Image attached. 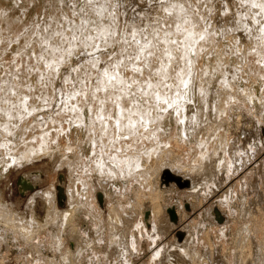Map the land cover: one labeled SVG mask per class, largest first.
I'll use <instances>...</instances> for the list:
<instances>
[{
    "label": "bare ground",
    "instance_id": "bare-ground-1",
    "mask_svg": "<svg viewBox=\"0 0 264 264\" xmlns=\"http://www.w3.org/2000/svg\"><path fill=\"white\" fill-rule=\"evenodd\" d=\"M8 1L0 0L2 23L13 12L12 7L6 6ZM131 1L44 0L46 7L52 9L47 20L35 21L36 24L30 20L24 26L23 13L28 8L23 6L22 16L13 17L23 26L19 25L11 35L1 36L9 45L16 43L18 52L6 57L8 69L0 62V178L11 168L42 156L50 158L58 152L60 158L54 165L49 188L42 192L47 208L45 220L40 222L33 215L29 219L20 216L15 209L4 206L0 196V226L8 228L4 232L12 228L13 238L38 254L40 245L36 244V236L39 240L43 237L42 242L47 238L48 248L61 254L60 263L79 264L83 249L95 246L97 239L98 246L103 241L106 255H111L117 249L114 247L125 241V233L129 235L132 221L141 235L146 226V202L152 209L154 229L159 230L164 225L163 213L167 211L165 199L174 193L167 187V181L179 188L187 187V199L201 203V198L207 199L233 173L244 169L258 149L257 136L264 121V0H239L246 11L243 13L239 5L241 8L236 7L237 13L223 22V26L222 22L213 24L211 12L216 0L210 3L212 6H207L206 0L203 3L202 0H147L148 5H143L129 19L128 8L137 4ZM223 2V13L231 12ZM144 6L159 9V15L158 10L148 15L150 12ZM34 72L41 74L36 80L32 79ZM257 80L263 86L259 96L253 87ZM244 131L249 138L253 137L250 141L247 136L250 141L247 144L242 143ZM63 169L65 179L59 173ZM29 175L19 180L25 190L33 189L41 177L38 174L36 179H30ZM236 185L240 191L236 188L231 192H239V210L253 225L261 215L255 212L256 207L251 208L252 196L244 190L247 184L243 178ZM104 200L109 209L106 218L101 205ZM228 201L221 203V207L230 210L234 201ZM64 202L67 209L60 210L57 205ZM184 203V199L180 200L178 208L183 210ZM262 210L263 207L259 208L263 213ZM82 219L88 221L91 232L89 226L81 223ZM253 230L250 231L255 233ZM256 231L259 235L262 232ZM207 232L201 237L213 248ZM134 235L130 230V236ZM188 237L190 241L183 243L181 252L175 248L177 245L172 250L169 248V255L164 256L168 257L167 263L175 264L180 257H185L188 264L207 263L194 250L193 236ZM249 237H243L249 243L244 242L246 246L238 248L239 256L231 263L244 264L252 259V237ZM69 238L76 243L75 254L67 246L73 244ZM131 243L134 245L136 240ZM213 250H209L211 262L215 261ZM259 254L253 258L264 264V251ZM162 255L158 250L151 262H162Z\"/></svg>",
    "mask_w": 264,
    "mask_h": 264
},
{
    "label": "rangeland",
    "instance_id": "rangeland-1",
    "mask_svg": "<svg viewBox=\"0 0 264 264\" xmlns=\"http://www.w3.org/2000/svg\"><path fill=\"white\" fill-rule=\"evenodd\" d=\"M13 1H16L17 3H14ZM43 1L44 0H33V1L32 0H9L7 2V4H6V6L12 7V10H10V11H13V12H9V14H10L11 17L8 18L7 21L5 20L4 23H2L3 21H1V19H4V16H2L0 18V21L2 23V25H0V37L2 35H5V33H9V35H11L13 32H16L20 28L19 25L21 26L22 24L16 23V21H18V20H16L13 17H21L22 16L23 6H26V9L28 8L26 10V12L23 13V20H24V22H23L24 24L23 25L24 26L28 25L27 23L28 22L30 23V20H31V23H34V24H36L39 21L41 23V22L47 20V16H49L51 14L52 9L50 7H46V2H43ZM121 1H123V3H125V1H126V3H127L130 0H121ZM143 1H141V3H145V1H146V3L145 4H139L140 1L139 2H137L136 0L131 1L132 2L131 4H134L135 2L137 4L136 5L134 4L132 6V7L136 6V7H134L136 11L132 7H129L128 8L127 15L129 14L128 15V16H130L129 19H131L132 16L134 17V15H136L137 11H141L143 5H146L147 4V0H143ZM223 1L225 2L226 0H223ZM223 1L222 0H216L215 1L216 7L213 6L214 7V10L212 9V12H211L214 15L213 16V21H214L213 24L216 25V26L220 22H222V23H220L221 25L222 24L224 25L223 22L229 21V19L231 18L232 14L235 15V13H237V11L239 10L237 8H239L240 6L242 7V10H243L242 12L243 13L246 11V8L241 5V3L239 2V0H235V1L234 0H227L225 3ZM232 1H234V3ZM237 1H238V3H237ZM152 2H153V4H156L157 3V1H152ZM206 2H207V4H206L207 6H212V5H210V3L212 4L213 0H211V2L209 0H206ZM222 2L226 6L228 4V6H227L228 9L230 11L231 10L232 11L231 12H228V10H227L226 12L228 14L227 13H223V11H222V7H223ZM200 3H203V0ZM219 3H221V4H219ZM235 3H236L237 6H234L233 5ZM35 4H36L35 7H37L36 9H34L35 7L33 6ZM229 4L232 6L231 8H230V5ZM139 5H140V7H139ZM213 5H214V3H213ZM40 6H42L43 9L40 8ZM130 8H132V9L129 11ZM136 8H138V9H136ZM204 8H205V5H204ZM144 9H148L149 10L150 13H148V11L146 10V12L148 13V15L149 14L150 15L155 14L154 11L155 10H158V13L157 12L156 13L159 15V9H155V8H152V7H147V8L145 7ZM220 9H221V13H220ZM234 9H235V11H234ZM151 10H153V11L151 12ZM130 12H132V13H130ZM229 13H230V15H229ZM221 14H222V16H221ZM34 15H35V17H34ZM219 15H220V17H219ZM234 15L232 16V18L234 17ZM215 16H216V18L217 17L218 18L216 19ZM38 17H39V19H38ZM221 17H225L226 19L225 18H221ZM236 17L238 18V21H240V19H241L240 18V15H238ZM43 18H45V19L43 20ZM218 20H219V22H218ZM35 21H36V23H35ZM216 23H218V24H216ZM218 27H220V26H218ZM242 35H241V37L243 38ZM2 40L3 41L0 43L1 44V47H0V62H3L4 63V66H5V69H8L10 67V65H9L6 57L9 56V58H11L13 56V54H15L14 52L17 53L18 52V45L16 43H14V44L11 43V45H9L8 40H5L3 38H2ZM34 43H36V38L34 40ZM43 45L45 46V43ZM2 46H4V47L2 48ZM26 51H27V48H26ZM32 53H34L33 49H32ZM76 58H78V57H76ZM213 63H211V64H213ZM44 64H45V62H44ZM67 69H68V67L65 68L64 71L65 72L68 71ZM38 75H41V74L40 73L39 74L38 73L36 74L34 72L32 74V77H33L32 79H35L36 80V78H37ZM32 81H34V80H32ZM259 83H260V81L257 80V82L256 83L254 82V84H253V87L254 88L256 87L255 90H256V93H257L258 96L262 92V88H263V86L261 88V84H259ZM203 86L206 87L207 84L205 83ZM58 88L61 89V87H58ZM259 89H260V91H259ZM257 103L258 102L255 100V108L256 109L260 108L259 107V104H257ZM172 123H173V120H172ZM260 127H261V131L262 132L261 131L259 132V136L260 137L257 136V138H258V149H256L255 156L253 157V159H251L252 161L250 163L249 162L246 163L245 168L242 169L241 171H239V172L236 171L235 173H237L238 175L233 173V175L231 176V178H229L230 180L228 179V181H226L224 183L225 185L224 184L221 185V187L218 190L216 189V191H214L212 194H210V196L209 195L206 196L207 199L201 198V197H203V196H201L200 197L201 198L200 199L201 200V203H198V202H196L197 200H193L191 198H190V200H191L190 201L189 199H187L188 197H187V194L185 192V191H187V187L179 188L174 182L167 181L168 182L167 187L170 186V188H172L174 190V193L171 194V195H169V197H167L165 199L166 200L165 203L167 204V205L165 204V206H166L165 209L167 211L165 213H163V216L165 218L163 220L164 225H163L162 228H160V229L158 228L159 229V230H157L158 232L156 231V229H154V226H153L152 221H151L152 220L151 219L152 218V214H151L152 213V209L150 208L151 206L148 205V202H146L147 207L145 205L146 209L144 210L145 214L147 213L146 214V217L144 218L145 225L146 226L144 227L145 230H142L141 235H140V232L141 231H139L137 228H135L133 226V221H132V223H131L132 226L130 224L129 225V227H130L129 229L130 230H133L134 231V234H136L137 236L136 235L130 236V230L128 229L129 235L127 236L128 233H125V237H124V240L125 241H121V244H119L120 246L123 245V249L120 248V246L114 247V248H117V249H115L116 251L115 252L113 251L112 254L110 253L111 255H109V254L106 255L107 248L104 247V245L102 243L103 241L101 242V245L98 246V244H97L98 239H97V241H95V246H97V247H95V246H92L91 247V245H90L89 246L90 249L87 248V247L85 248L86 250L83 249V251H82V256L83 257L81 256V260H83V258H85V259L82 262L80 260L79 264H97L98 259H99L98 264H101V263L102 264L103 263L104 264H113V263L114 264H117V263H119V264H124V263L125 264H128V263L129 264H149V263L153 264L151 262V258L153 256V254H155L158 250H160V252L163 253V255H162L163 256V260L161 258L160 261H162V262H159L157 264H161V263L162 264H169V263H167V258L168 257L165 258L166 256L169 255V254H167V252L170 251L169 248L171 247V250H172L174 248L173 245H177L179 247L178 248L175 247V248L177 250H179V248L181 249L182 248L181 246L183 245L184 242L186 243L187 240L190 241L189 240L190 237H188L190 235H192L193 238H194V240H195L194 246H196V248L194 247V250L200 252V254H199V252H197V254L200 255L201 258H206V260H205V262H207L206 264H234V263H231V262L236 259V256L238 255L237 252L239 251V249H241L239 247H242L243 248V247L246 246L247 242L249 243L248 239H245L244 240L245 236L247 238L248 235H249L250 237H252V238L249 237L251 239V242H252V243L250 242L251 243V245H250L251 246L250 253L251 254L253 253V254L252 255L250 254L252 256V257L250 256V258H252V259H249V260L247 259L248 262L245 260V263L244 264H251V263L252 264H256L257 263L256 261H258L257 264H259V260L258 259L255 260L256 258H253V257H258V254L259 253L261 254V252L264 251V250H261L262 248H264V244H263V241H264V224H262V226H260V223H264V221H263L264 220V199H263L264 198V187H263L264 186V121L260 125ZM242 136H243L242 137V140H243L242 143L243 144H247V142H250L253 139L252 136H250L251 138H249V135L246 132H245V134L243 133ZM247 136L250 139V141L247 138ZM55 154H53V157L51 156L50 158L48 156H42V157L38 158L37 160L29 161L30 163L29 162L27 164L24 163L25 165L22 164L19 168H11V170L8 171V173L5 176H2L0 178V196H2V199L4 200L3 201L4 206H5V204H7L6 205L7 207H11V208H13V210L15 209L14 211H16V213H18L20 216L26 217L27 219H29L31 217V215H33L40 222H43L45 220L47 208H46V203H45V201L43 199V196H42V192L45 191V190H47L49 188L51 176L54 174V165L57 164V161L60 158V154L58 152H55ZM252 169H253V171H252ZM59 173L60 174H63V177L65 179L66 170L63 169L62 171H59ZM25 174H31V175H29L30 179L31 178L32 179H36L37 178V175L38 174H41V177L38 176V177H40L38 179L39 181L37 180V183L34 185L33 189H29V190L26 189L25 190L19 184L20 178L23 177ZM241 178H243V180L247 184V186L244 187V190H247L248 194L250 196H252V199H251V202H250L251 208L253 209V208L256 207L255 212L258 215H261V216H259V218H257L256 221L253 222L254 224L252 223L253 225H251L250 222L248 223L247 219L241 214V212L239 210L238 204L241 203V201L239 200V198H240L239 197L240 196L239 192L237 194L231 192V190L233 191L236 188L238 189V191H240L239 190L240 188L236 184H237L238 181L241 180ZM163 180H164V178H163ZM210 181L212 183L213 182V179H210ZM57 182H58V180H57ZM169 182H170L171 185L169 184ZM172 183H173V185H172ZM165 184L166 183L164 182L163 185H165ZM163 188H165V186H163ZM204 189H203V191H205ZM230 198H232V199L234 198L233 199L234 203H232L234 205L231 204L232 207H230V210L228 208H225V206L224 207H221L220 204L221 203L224 204L228 200H229L228 202L231 203L232 200L230 201ZM183 199H184V202H185L184 204L185 205L183 207V210H181V208H178L179 207V201L180 200H183ZM102 202H101V205L104 207L102 211L104 212L103 214H104V217L106 218V215L107 216L109 215V213L107 211L108 207L106 206V201L105 200H104L103 203ZM235 206H237V207H235ZM30 207H31V209H29ZM57 207L60 210H66L67 209V205L65 204V202H64V204L62 206H60L58 204ZM262 207H263V210H262L263 213L261 211H259V208L262 209ZM223 208H224V210H223ZM231 208H232V210H235L236 209V210H239V211L232 212ZM168 209H169V211H168ZM30 210L31 211L33 210V211L31 212ZM170 210L173 211V213H172L173 215H171V212L172 211H170ZM176 211H178V212L181 211V213H177ZM209 211H211V212L214 211V213L215 212H218L219 214L210 215L208 213ZM228 211H231V213L233 214V217L231 215L228 216V214H229ZM184 212H185V216H184ZM235 212H236V214H235ZM179 214H181V215H179ZM239 215L240 216L242 215V218ZM220 218L223 219L222 222H221V219ZM233 219H235V220H233ZM166 221L167 222L169 221V223H167ZM232 221L233 222L235 221V222L233 223ZM81 223L83 225L89 226L88 228L90 230V225H89V223H88L87 220L82 219ZM170 224H171V226H169ZM232 224H234L233 227H232ZM244 225H246V226H244ZM213 226H215L216 228L213 227ZM258 226H260L261 228L259 229ZM3 227H5V228H3ZM249 227L251 229H248V231H247V228H249ZM253 227L255 228V233L254 232H251V231H254L253 230L254 229ZM138 228L140 229L139 224H138ZM7 229L8 228H6L5 225L0 226V230L2 232V233L0 232V234L1 235L4 234V235H2V237L0 236V239L2 240V241L0 240V244H2V245H0L1 246L0 247V260H2V261H0V264H37L38 262H39L38 264H61L62 263V261L60 263L61 254L59 255V253L53 251V248L52 247H50V249L48 248L49 247V244L47 243L48 242V239L46 238V240H44L45 242L44 241L42 242L43 237L41 235H43V234L38 235L39 237L40 236L42 237V238H40L41 241L39 240V238L37 239V236L35 238V241L37 243L34 241V243H36L37 245H40V253H39V254H41L40 255L41 257H40L39 254L36 253L37 251L34 252L30 248L24 247L22 245V243L19 242V240H16L15 238H13V236H14L13 231L14 230H12V228H11L12 232H11V230L9 232H4V230L6 231ZM52 229H53V231L55 230L54 232H56V229H54V228H52ZM161 229H162V231H161L162 233L160 232ZM166 229H168V230L166 231ZM257 229H258V232L259 231H262V232H259L260 235L259 234H256V232H257L256 230ZM120 230L123 231V229H120ZM205 231L206 232L208 231L207 233H210V240H211V243L210 244H212L211 247L213 246V248L208 247L207 244L202 239V237L204 236L203 234L205 233ZM90 232H91V230H90ZM138 233H139V235H138ZM93 234H94V232H93ZM104 234H105V232H104ZM236 234H239V235H236ZM242 234H244V235H242ZM261 234H262V237H261ZM258 235H259V237H258ZM92 236H95V234L92 235ZM135 236H136L137 239L135 238ZM138 237H140V238H138ZM153 237H155V239ZM126 238H127V240H126ZM132 238L134 240H136V243L134 245H130V244H133V243H131L133 241ZM257 238H259V239H257ZM69 239H70V243H73V240L71 238H69ZM223 239H225V240H223ZM242 239H243V241H242ZM198 240H199V242H198ZM237 240H239V242H237ZM128 241H130V243ZM260 241H261V243H260ZM223 242H224V244H223V247L224 248L221 246ZM225 242H227V243H225ZM123 243L124 244L125 243L127 244V245H125L126 247L124 246ZM46 244H48V245H46ZM74 244H76V243L74 242L73 244H67V246H70V248H72L73 254H75L76 251H77V247L75 246V248H74ZM244 244H245V246H242ZM92 245H94V244H92ZM102 245H103V247H101ZM219 246H220V249H219ZM84 247L85 246L82 245V248H84ZM93 247H94V249H93ZM98 247H100L102 249H100ZM124 248H126V249H124ZM51 249H52V251H51ZM211 249L212 250L213 249L215 250V251L213 250V252H212V253L215 252V261L214 262H211L209 260V258H210L209 254H211L209 252L211 251ZM123 250L126 252V254L124 253ZM130 250H131L132 253L130 252ZM260 250H261V252H260ZM6 251H7V253H6ZM90 251H93V252L89 253ZM98 251H100V252L102 251V252L100 253ZM179 252H181V251L179 250ZM234 252H235V254H233ZM95 253H96V255H95ZM91 254H92V258H90L91 257ZM99 254H103V255H99ZM117 254L119 256H117ZM94 255L96 256V259H95ZM180 255H181V253H180ZM216 255L218 257H216ZM1 256H2V259H1ZM84 256H86V257H84ZM112 256L115 257L116 259L115 258H112ZM233 256H235V257H233ZM38 257H40L42 259H40ZM122 257L124 259H127V260H125L127 262H125ZM129 257H131L132 260ZM25 258H26V260H25ZM88 258H90V259H88ZM218 258H220L219 261H218ZM225 258H226V260H225ZM57 259H58V263L56 262ZM114 259H115V262H114ZM164 259H166V263H164L165 262ZM253 259H254L255 262L254 261L253 262L251 261ZM102 260L103 261L106 260L107 262L106 261L103 262ZM128 260L130 262H128ZM176 260H175V264H176V262H177V264H188L189 263L188 260L185 257H183V258L180 257V258H177ZM227 260H228V262H227ZM3 261H4V263H3ZM84 261H86V262H84ZM90 261H91V263H88ZM93 261H95L96 263L95 262L93 263ZM180 261H181V263H179ZM205 262H203V263H205ZM62 264H64V262ZM66 264H69V263L67 262Z\"/></svg>",
    "mask_w": 264,
    "mask_h": 264
}]
</instances>
